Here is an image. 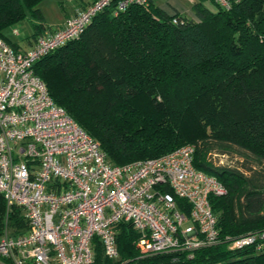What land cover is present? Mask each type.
<instances>
[{
	"label": "trees",
	"instance_id": "1",
	"mask_svg": "<svg viewBox=\"0 0 264 264\" xmlns=\"http://www.w3.org/2000/svg\"><path fill=\"white\" fill-rule=\"evenodd\" d=\"M39 1L0 0V37L13 49L26 48L3 32L27 12L33 20L30 45L53 30L43 21ZM118 1L99 12L77 39L37 60L34 72L53 101L115 165L158 157L192 142L174 126H156L129 99L142 94L151 111L164 115L170 100L169 106H193L194 115L211 128L195 140L193 164L227 187L225 196H209L221 237L264 229V0H227L228 7L195 0V19L168 13L154 0L115 14ZM200 88L207 90L197 94ZM211 152L231 162L216 166L207 159ZM177 202L188 211L184 201ZM21 211L8 208L0 194V235L9 226L27 230ZM116 230L125 264H264V247L230 249L224 241L196 249L191 257L186 251L142 256L131 224L120 222ZM93 247L96 262L109 261L97 237Z\"/></svg>",
	"mask_w": 264,
	"mask_h": 264
},
{
	"label": "built area",
	"instance_id": "2",
	"mask_svg": "<svg viewBox=\"0 0 264 264\" xmlns=\"http://www.w3.org/2000/svg\"><path fill=\"white\" fill-rule=\"evenodd\" d=\"M63 25L46 30L28 49L0 37V194L22 209L25 232L0 237V259L13 264L96 262L93 238L109 261L119 256L117 225L138 232L144 256L193 251L222 241L230 249L264 247V229L221 237L209 196L227 187L193 164L194 144L121 165L51 98L33 64L77 39L112 0H84ZM228 7L227 0H216ZM145 0H119L118 11ZM11 33L19 35L12 27ZM170 190L169 191H167ZM181 199L188 205L177 202Z\"/></svg>",
	"mask_w": 264,
	"mask_h": 264
},
{
	"label": "rangeland",
	"instance_id": "3",
	"mask_svg": "<svg viewBox=\"0 0 264 264\" xmlns=\"http://www.w3.org/2000/svg\"><path fill=\"white\" fill-rule=\"evenodd\" d=\"M74 1L78 0H40L38 2L37 8L39 9L43 21L46 25L53 28L57 24H59L62 19L65 11H69L71 7L74 5ZM169 0H165L164 8L165 10L172 12L173 8L167 4ZM214 5L212 2H207V6L211 9H214ZM30 13H26L25 18L22 21L17 22L13 27L19 30V35H13L11 33V27H8L4 30V35L8 37L11 41L20 44L21 46L26 43L27 37H30L33 32L32 23L33 20L29 19ZM222 38V37H220ZM262 63V62H261ZM264 65V63H262ZM57 74V73H56ZM58 75V74H57ZM214 83V82H213ZM208 84V83H207ZM217 85V84H215ZM213 85V86H215ZM200 91L197 94L207 90L200 88ZM170 100L169 102H171ZM133 109H135L140 115H146L155 123L156 126H161L163 128L171 129L172 126L175 129L179 130L180 134L188 141H192L186 144H195V140L200 138L203 135H207L211 133V128L208 125L207 121L204 119H199L194 115L193 106L189 105V108H185L181 102L171 103L169 106V102L167 103L168 111L166 114L155 113L149 109L147 106V100H145L144 95L140 94L135 96L134 98L129 99L128 101ZM172 109V110H171ZM176 124V125H175ZM207 159L213 162L216 166L226 164L229 161V157L223 155H214L212 152L210 155H207ZM21 209V208H20ZM22 210V209H21ZM22 215H23V211ZM21 228L16 227H5L0 237L4 234L7 235H16L21 232ZM136 246V241L134 243ZM138 250V248H137ZM139 254L142 255V253ZM143 256V255H142ZM7 261V262H6ZM9 262V263H8ZM13 264L12 261L6 259H0V264ZM106 264H125V259L121 255H119L115 260L107 261Z\"/></svg>",
	"mask_w": 264,
	"mask_h": 264
},
{
	"label": "crops",
	"instance_id": "4",
	"mask_svg": "<svg viewBox=\"0 0 264 264\" xmlns=\"http://www.w3.org/2000/svg\"><path fill=\"white\" fill-rule=\"evenodd\" d=\"M194 1L195 0H169V2H167V4L170 5L173 8L172 12L177 11V12H179L182 15H185V16H187L189 18L195 19V16H194V13H193V10H192V5H193ZM74 2L75 3L71 7V9L69 11H65L62 21L59 24H57L55 27H53L52 29H56V28L61 27L67 18L73 16L76 13L77 10L82 9L85 6V1L84 0H78V1H74ZM154 2L160 8L165 10V8H164L165 0H154ZM207 2H210V1H205L204 2V4L206 6H207ZM207 7L210 10H215V5H214V9H211L209 6H207ZM165 11H167V10H165ZM167 12L168 13H172V12H169V11H167ZM31 45L26 40V43L24 45H22V46H24V48L28 49ZM3 264H5V263H3Z\"/></svg>",
	"mask_w": 264,
	"mask_h": 264
}]
</instances>
